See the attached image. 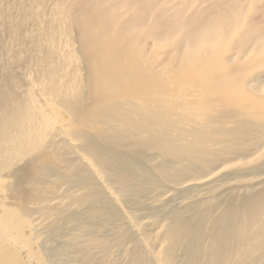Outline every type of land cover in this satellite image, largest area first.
<instances>
[{"label": "bare ground", "instance_id": "bare-ground-1", "mask_svg": "<svg viewBox=\"0 0 264 264\" xmlns=\"http://www.w3.org/2000/svg\"><path fill=\"white\" fill-rule=\"evenodd\" d=\"M262 160L264 0H0V264H264Z\"/></svg>", "mask_w": 264, "mask_h": 264}, {"label": "rangeland", "instance_id": "rangeland-1", "mask_svg": "<svg viewBox=\"0 0 264 264\" xmlns=\"http://www.w3.org/2000/svg\"><path fill=\"white\" fill-rule=\"evenodd\" d=\"M259 164H260V166L257 167V169H258L259 172H258V171H256V172H258L259 174H262V173L264 174V169H263V168H264V166H263V165H264V160H262ZM261 164H262V165H261ZM261 166H262V167H261ZM257 169H256V170H257ZM262 169H263V170H262ZM228 172H229V171H228ZM228 172H226V175L224 176V178H228V177L230 176ZM227 173H228V175H227ZM258 173L256 174V173H255V170L252 171V173L249 172L250 176L258 175ZM251 174H253V175H251ZM176 198H178V197L176 196V197L174 198L173 202L175 201ZM176 201H177V200H176ZM176 201H175V202H176ZM173 202H172V203H173ZM175 202H174V203H175Z\"/></svg>", "mask_w": 264, "mask_h": 264}]
</instances>
